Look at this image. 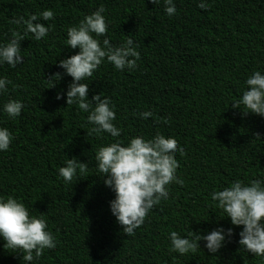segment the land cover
<instances>
[{"label": "trees", "instance_id": "1", "mask_svg": "<svg viewBox=\"0 0 264 264\" xmlns=\"http://www.w3.org/2000/svg\"><path fill=\"white\" fill-rule=\"evenodd\" d=\"M174 0L169 17L152 0H0V42L16 26L14 17L51 9L52 29L40 41L21 42L24 63L0 65L11 83L0 104L22 101L20 116L0 114L13 140L0 152V196L19 198L30 215L43 216L57 241L35 264H264L240 249L238 233L211 200L210 193L240 180L264 178V117L242 115L232 101L254 71L264 73V0ZM100 5L114 45L131 36L140 58L135 70H115L102 63L88 84V97L106 95L115 105L114 123L126 143L133 136L172 137L178 148L177 177L169 197L147 214L134 236L123 234L109 210L114 193L103 184L94 153L112 141L107 133L86 135V113L67 105L71 77L59 60L74 54L64 41L66 29ZM102 39V38H101ZM60 74V79L55 76ZM57 93L61 98L57 99ZM94 103V101H93ZM151 111L140 119L138 113ZM88 164L83 175L65 184L57 169L69 157ZM217 226L233 229L232 239L211 254L201 248L181 256L170 252L168 233H206ZM0 264H23L3 248Z\"/></svg>", "mask_w": 264, "mask_h": 264}, {"label": "clouds", "instance_id": "2", "mask_svg": "<svg viewBox=\"0 0 264 264\" xmlns=\"http://www.w3.org/2000/svg\"><path fill=\"white\" fill-rule=\"evenodd\" d=\"M164 13L171 17L176 13L174 0H162ZM159 5L161 0H152ZM197 7L207 10L208 4L198 0ZM103 5L87 14L76 25L66 29L65 45L69 50L78 49L74 54L59 60L63 74L71 77L64 93L67 105H76L86 113L89 125L86 135L107 133L112 141L98 147L94 153L95 167L100 173L103 184L113 193L109 201V210L115 217L123 234L134 236L135 230L144 222L147 214L162 200L169 197V186L172 183H183L177 177L178 161L175 156L177 141L157 133L151 138L133 136L126 143L120 139L122 129L116 120L115 105L108 96L94 94L88 97V84L82 81L91 77L95 70L104 63H110L115 70L132 71L137 67L140 53L138 45L131 36L122 43L114 45L106 32L108 24L103 15ZM54 18L51 9L32 13L25 18L21 15L11 19L15 28H10V38L0 42V65L10 68L24 63L20 42L29 34L35 41L46 37L52 24L41 21ZM102 38V39H101ZM60 79V74L57 73ZM11 83L5 76H0V94H6ZM244 88L239 98L232 101L234 109L242 115L249 113L264 117V73L254 70L243 82ZM57 99L61 98L57 93ZM94 101V103H93ZM22 101L8 99L0 104V114L8 119H15L21 114ZM140 119L152 116L151 111L138 113ZM7 127H0V152L7 151L13 140ZM88 168L87 161L81 162L73 156L64 161L57 169V176L69 184L78 175H83ZM210 197L215 207L223 213L220 218H228L233 226H242L238 233L240 249L255 257L264 258V178L254 179L248 183L240 180L231 182L220 190H214ZM233 229L223 226L206 232L190 230L186 236L176 231L168 233L169 251L181 256L203 248L215 254L232 239ZM0 240L3 248L18 254L23 264H35L46 249L57 245L54 234L48 230L43 216L30 215L29 209L22 200L14 196H0Z\"/></svg>", "mask_w": 264, "mask_h": 264}]
</instances>
